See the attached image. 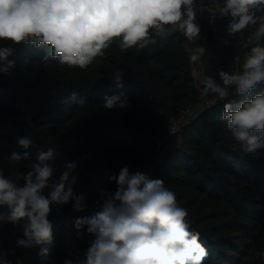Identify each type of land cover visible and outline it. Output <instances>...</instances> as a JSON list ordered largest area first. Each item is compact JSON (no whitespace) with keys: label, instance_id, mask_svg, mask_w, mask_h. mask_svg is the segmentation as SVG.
Returning a JSON list of instances; mask_svg holds the SVG:
<instances>
[{"label":"trees","instance_id":"obj_1","mask_svg":"<svg viewBox=\"0 0 264 264\" xmlns=\"http://www.w3.org/2000/svg\"><path fill=\"white\" fill-rule=\"evenodd\" d=\"M201 3L208 0H197V7ZM209 12L198 11L201 34L194 46L206 48L199 60L204 77L219 82V71H233L236 44L242 37L226 34L229 18L217 17L210 23ZM184 43L178 32L156 37L155 44L142 49L121 51L114 42L84 70L45 60L44 47L14 46L11 75L0 73V169L14 178L36 163L35 146L54 148L53 179H59L67 162H78L74 190L85 195L86 208L76 212L71 203L62 208L52 205L48 219L53 242L46 246V256L38 254V247L17 245V239L23 238L22 226L0 224V252L13 264H63L66 259L83 258L92 236L86 228L77 230L76 217H90L100 210L99 193L117 188L110 176L124 166L132 173L140 171L171 116L185 104L206 105V99H216L211 94L201 98L198 86L203 87V79L195 76ZM3 45L11 46L0 41ZM117 70L124 73L123 88L112 82ZM253 91H264V83ZM73 92L85 103H72L68 98ZM120 92L126 95L128 107L101 106L106 94ZM240 98L233 88L225 100L196 113L176 138L180 147L165 153L156 172V179H163L187 209L190 229L199 232L208 251L203 264H264L253 255L264 252V149L245 155L221 120L225 103ZM24 136L33 140L30 156L11 162L12 152L24 151L16 143ZM8 211L0 207V214Z\"/></svg>","mask_w":264,"mask_h":264},{"label":"clouds","instance_id":"obj_2","mask_svg":"<svg viewBox=\"0 0 264 264\" xmlns=\"http://www.w3.org/2000/svg\"><path fill=\"white\" fill-rule=\"evenodd\" d=\"M210 9V23L217 17L229 18L226 34L242 38L236 44L233 71H219V82L210 76L201 81V98L210 94L225 100L231 90L241 97L225 103L221 120L245 155L264 149V91L253 90L264 83V0H208L197 7V0H0V73L11 75L15 67V47L21 44L44 47L49 58L69 68L87 69L93 60L118 42L121 51L145 48L178 32L185 38L184 48L190 62L199 61L206 53L204 46H194L200 39L198 11ZM246 32V36L242 34ZM225 45L228 40L223 41ZM240 50L243 51L241 64ZM124 73L117 70L111 77L117 88H123ZM72 103L85 99L73 92ZM102 107L125 109L128 100L123 92L103 97ZM16 143L24 151L12 152L11 162L19 163L30 156L33 140L18 137ZM36 147V163L14 178L0 169V224L22 226L19 247L39 248L46 256L53 242V224L48 219L52 205L71 203L72 210L86 208V197L74 190L78 162L70 161L58 180H54V148ZM117 188L102 190L96 202L100 210L90 217H76L77 230L86 228L92 236L83 258L66 259L63 264H203L208 251L199 232L190 229L187 209L178 203L176 194L163 179H153L144 172L129 171L110 176ZM46 190L47 194H46ZM264 261V252L254 251ZM0 264H13L0 252ZM19 264V261L16 262Z\"/></svg>","mask_w":264,"mask_h":264},{"label":"built area","instance_id":"obj_3","mask_svg":"<svg viewBox=\"0 0 264 264\" xmlns=\"http://www.w3.org/2000/svg\"><path fill=\"white\" fill-rule=\"evenodd\" d=\"M247 30H245V33L242 34L243 36H246ZM242 37V36H241ZM243 51L240 50V57H241V64L243 62ZM237 54V48H235L234 57ZM237 67L234 59V68ZM192 68L193 71H196L198 75H201V79L204 77V69L202 68V73L200 72V66L199 61L193 63L192 62ZM215 100V99H206L204 103L206 105H203V103L194 104V103H187L183 106L181 111L178 115L171 116L170 123L166 130L161 133L157 137L156 147L152 155L147 158L140 169L141 172L146 173L151 178L156 179V172L158 169V166L163 159V156L166 152L176 149L180 147V144L178 141H176V138L180 134L183 127L188 123L189 120H192L196 113H198L204 106H211L213 104H209L208 101Z\"/></svg>","mask_w":264,"mask_h":264},{"label":"rangeland","instance_id":"obj_4","mask_svg":"<svg viewBox=\"0 0 264 264\" xmlns=\"http://www.w3.org/2000/svg\"><path fill=\"white\" fill-rule=\"evenodd\" d=\"M199 66H200V64H199ZM200 72L202 73V68H201V66H200ZM194 74H195V76H199V77L201 76V75H198L196 71H194Z\"/></svg>","mask_w":264,"mask_h":264}]
</instances>
